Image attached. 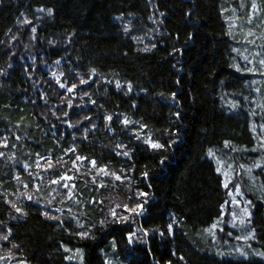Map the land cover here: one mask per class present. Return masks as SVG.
I'll use <instances>...</instances> for the list:
<instances>
[{"label":"trees","instance_id":"obj_1","mask_svg":"<svg viewBox=\"0 0 264 264\" xmlns=\"http://www.w3.org/2000/svg\"><path fill=\"white\" fill-rule=\"evenodd\" d=\"M261 60L264 0H0V264H264ZM256 154L258 255L219 257L217 163Z\"/></svg>","mask_w":264,"mask_h":264},{"label":"rangeland","instance_id":"obj_2","mask_svg":"<svg viewBox=\"0 0 264 264\" xmlns=\"http://www.w3.org/2000/svg\"><path fill=\"white\" fill-rule=\"evenodd\" d=\"M234 28H237V25H235ZM236 33V31H232V35H236ZM242 48L250 50V48L246 46ZM248 60H250L249 56L246 57V61ZM147 138H149V136L145 139ZM261 146L262 148L258 151V154H264V143H262ZM257 158V154L241 157L236 155V158H234L235 160H231L228 163H217V168L222 176L224 185L225 183L228 184V200L225 203L221 217L214 224L215 227L212 226L207 234L210 235L211 244L221 249L218 252L220 254L219 257L248 259L251 256L250 252L254 256L258 255L251 250L249 245L250 240L253 239V235L248 226L250 216H246L244 212V209L250 212L252 203L250 200V196H252L251 191L256 190L253 179L250 177L249 173L252 172L255 167L258 160ZM241 165H243V167H241ZM63 176L65 183H63L60 191L65 190L70 198L72 191L71 188L68 187V183L71 182L72 178L66 175ZM236 185H239V194L236 192ZM233 200L237 201V203H234ZM249 201L251 202L250 204L248 203ZM241 220L244 222L241 223ZM229 233L231 235H229ZM245 237L250 238L245 239ZM241 252L245 255H241ZM5 264L21 263L7 261Z\"/></svg>","mask_w":264,"mask_h":264},{"label":"snow or ice","instance_id":"obj_3","mask_svg":"<svg viewBox=\"0 0 264 264\" xmlns=\"http://www.w3.org/2000/svg\"><path fill=\"white\" fill-rule=\"evenodd\" d=\"M252 8H253V9L256 8V4H255V3L252 4ZM37 11H39V12H44L45 9L40 8V9H37ZM47 12H48L49 15H51V14H52V9H48ZM25 23H31V21L25 20ZM33 31H35V29H33ZM125 31H126V32L128 31L127 28H125ZM145 50H148V49H145ZM56 63L59 64L60 61H56ZM260 64H261V65H264V60H261V61H260ZM237 70H239V69H237ZM93 71H94V70H93ZM80 83H81V84H85V83H87V81H85V80L82 79V80L80 81ZM59 86H60L61 88H64V87H65V84H64V83H60ZM76 87H77V86H76L75 84H73L71 88H68V89H67V91L71 92V91H72L74 88H76ZM116 87H117V88L120 87V84H119L118 82H117V84H116ZM130 90H131V85H129V91H130ZM85 95H87V93H85ZM175 95H176V94L173 93V98H175ZM93 103H95V102L93 101ZM69 106H71V101H69ZM65 115H67V113H65ZM176 116L179 118L180 113L177 112V113H176ZM105 119L111 121V120H112V117H111V116H107V117H105ZM123 123H124L125 125H127V124L130 123V122H129L127 119H125V120L123 121ZM69 126L71 127L72 125H69ZM141 127L143 128V127H146V126L141 125ZM144 143L147 144V145H149L153 150H162V149L165 148V145H163V144H161V143H159V142H156V141L152 140L151 137L145 139V140H144ZM225 146H227V142H225ZM73 151H74V149H73ZM118 154H119V153H118ZM122 154H123L124 156H128V155H129V153H128L127 151H124ZM209 155H210V156L212 155L211 151L209 152ZM77 159L80 160V159H86V158H82V157H79V156H78ZM91 163H92V165L95 167V165H96V161L93 160ZM161 163L163 164L164 161L162 160ZM241 167H243V165H241ZM257 167H259V165H257ZM100 171L104 172L105 175L108 174L107 171H106L105 169H101ZM217 171L219 172V169H217ZM113 175H115V174L113 173ZM143 175H144L145 178H148V173H147V172H145ZM115 178H116L117 180H120V179H121L120 176H116ZM53 183H57V181H53ZM224 186L227 188V187H228V184L225 183ZM101 187H103V185H101ZM236 192H237V194H239V185H236ZM139 196H140V197H146V196H147V193H145V192H141V193H139ZM28 198L31 199V197H28ZM233 202H234V203H237V201H235V200H233ZM248 203L250 204L251 202L249 201ZM146 204H147V200L145 199L143 203H138V204H136V206H135L134 208H129L127 205H125L124 208H125V211H127V212H131V213H133V214H135V215H143V214L147 211V209H146V207H145ZM12 207L15 208V210H16L18 213L21 212V209L18 208V207H16L15 205H12ZM117 207H119V205H117ZM244 212H245V215H246V216H250V215H251L250 212H248L247 209H244ZM111 214H112V216L114 217V222H116L117 219H119L120 221H126V220L128 219L127 216L117 218V216H116V212H115L114 209L112 210ZM45 215H47V214H45ZM49 218H50V219H56V217H49ZM243 222H244V221L241 220V223H243ZM105 223H107V221H101V225H102V226H103ZM213 227H215V225H213ZM168 228H169V232H171V231H172V224H169V225H168ZM10 233H11V229H9L8 234H5V235L0 236V240L7 241V240L9 239V235H10ZM80 235H81V236H87L88 234H87V233H81ZM135 235H136V233H129V237H128V239H129V243H132V242H133V237H135ZM147 235H148V232L145 231V232H144V236H147ZM160 235L163 236L164 234H163V233H160ZM229 235H231V234L229 233ZM249 238H250V237H245V239H249ZM13 247H16V246L13 245ZM65 251H69V249L66 248ZM77 251H79V250H77ZM238 251H239V250H238ZM241 255H245V254H244L243 252H241ZM259 255H261L262 257H264V253H259ZM181 259H183V258L181 257Z\"/></svg>","mask_w":264,"mask_h":264}]
</instances>
